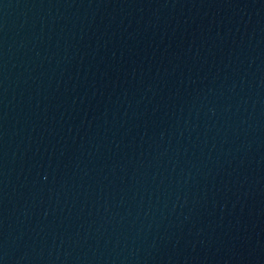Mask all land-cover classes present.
Masks as SVG:
<instances>
[{
  "label": "water",
  "instance_id": "95a60500",
  "mask_svg": "<svg viewBox=\"0 0 264 264\" xmlns=\"http://www.w3.org/2000/svg\"><path fill=\"white\" fill-rule=\"evenodd\" d=\"M0 264H264V0H0Z\"/></svg>",
  "mask_w": 264,
  "mask_h": 264
}]
</instances>
